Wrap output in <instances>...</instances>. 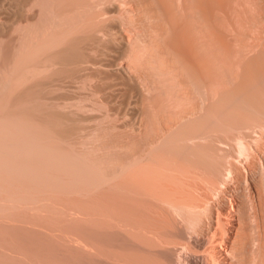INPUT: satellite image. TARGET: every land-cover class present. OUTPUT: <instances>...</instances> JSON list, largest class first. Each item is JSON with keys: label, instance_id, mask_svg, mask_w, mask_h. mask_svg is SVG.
I'll list each match as a JSON object with an SVG mask.
<instances>
[{"label": "rangeland", "instance_id": "obj_1", "mask_svg": "<svg viewBox=\"0 0 264 264\" xmlns=\"http://www.w3.org/2000/svg\"><path fill=\"white\" fill-rule=\"evenodd\" d=\"M35 2L21 14L15 0H0V243L16 244L37 260L31 264H97L68 251L67 236L76 247L101 249L100 264L140 261V250L114 234L129 231L131 220L137 233L154 208L140 198L130 205L123 185L131 169L156 172L170 163L222 182L231 164L245 173L255 150L264 152L262 11L254 0ZM123 2L124 17L115 12ZM97 4L116 20L99 17ZM186 15L189 52L180 39ZM74 44L73 59L58 58ZM242 191L237 231L250 243L236 264H264V250L251 241L252 197ZM72 212L84 221H68ZM27 215L36 222L12 220ZM42 232L57 241L41 242ZM0 264L15 263L0 257Z\"/></svg>", "mask_w": 264, "mask_h": 264}, {"label": "bare ground", "instance_id": "obj_2", "mask_svg": "<svg viewBox=\"0 0 264 264\" xmlns=\"http://www.w3.org/2000/svg\"><path fill=\"white\" fill-rule=\"evenodd\" d=\"M35 1L37 0H15L14 5L16 12L22 14L27 5H36ZM218 2L222 5L224 0H218ZM254 2L262 11L260 21H264V0H254ZM125 6V2L118 3L115 12H117L119 16H122L126 10H128ZM96 9L98 16L104 21L111 23L113 20H116L107 6L104 8L102 4H97ZM114 24L116 25L117 23H113V25ZM117 27L119 33L129 31V29L122 24ZM184 27L185 31L183 32L179 25V30L183 32L180 34V39L185 51L189 52V17L187 15L185 17ZM108 28L113 30L110 25ZM121 34L125 35L123 33ZM122 39L124 45H127L128 41L126 37L123 36ZM52 43L60 45L61 41L54 40ZM76 50L77 46L75 44L71 47H66V49L59 54L58 58H61L64 61L71 60L73 59V53L76 52ZM116 60L117 59H113L111 61L115 62ZM121 70L122 71L114 69L112 73L123 79L128 78V74H126L123 69ZM136 79L138 81V78ZM263 132L264 131L260 133ZM261 138V140L264 141V133L261 135ZM242 141L237 143L236 150L237 154L241 157L246 154V147H244L245 145ZM168 165L156 172L151 169H131L125 177L123 189L128 193L130 205L132 207L136 206V199L140 198L143 202H147V204L150 203L154 207L147 211V218L143 221V225L140 226L137 233L132 231V220L129 225L125 224L126 226H129V231L125 230L126 232L114 233L117 236L116 239L118 241L124 242V244H118L123 245V247L128 246L129 249L134 251L140 250L139 253L141 252L142 259L140 261L131 257L127 264H236L237 254L250 243L249 239L243 240L242 236L237 231V228L240 227V225H238L240 219V205L237 203L236 198L238 192H241V189L243 190L242 192L248 191L252 197L254 214L253 222L256 236L251 239V241L253 246L259 252H263L264 152H261L259 149L255 150V163H253V168H247L245 173L241 172L235 164H231L226 174V178L222 182L208 180L204 177L193 175L188 171H184L180 165L175 164L174 166L170 163ZM27 169L31 173L30 176L36 174L35 168L30 165H27ZM38 173L41 174V172ZM72 213L68 221L81 222L83 220L81 217L75 216V213ZM204 215H208L209 218L206 227L203 221ZM12 220L21 221L27 224H33L36 222L35 218L30 217L29 215L22 220H17L15 218H12ZM116 220L119 221L118 218ZM43 221L50 224L46 222L45 219ZM6 224L10 227H14L10 222H7ZM45 226L47 225L45 224ZM163 229H167V233L172 231L170 233H172L173 237L168 238L165 234L163 235ZM42 233L43 235L38 234V238L40 237L41 240H43L41 242L46 244L47 241L53 242L54 239L57 241L56 238L50 236V234ZM109 233L111 234V232ZM98 234H100V232H98ZM73 242L67 236L63 240L62 245L64 243L65 245L63 246L67 247L68 251L79 252L82 253L83 256L91 258V261L94 263H101V258L105 256L101 249L93 247L89 251L87 247L91 245L87 243L83 245V242H81V247H76L73 245ZM116 242L114 241L113 243L115 244ZM118 244L116 243V245ZM15 245L3 249L4 247L0 243V257L13 260L15 264H31V262L37 261L32 259L33 261L30 262L29 257L22 253L20 251L21 249L19 250V248H17L18 246ZM109 259L112 261L113 257H109ZM257 260L258 259H256V261ZM117 262L122 261L118 260ZM45 263L46 262L42 260L34 264Z\"/></svg>", "mask_w": 264, "mask_h": 264}]
</instances>
